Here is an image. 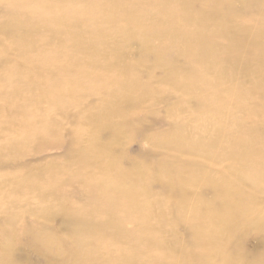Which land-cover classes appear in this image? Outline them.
<instances>
[{
    "label": "rangeland",
    "instance_id": "1",
    "mask_svg": "<svg viewBox=\"0 0 264 264\" xmlns=\"http://www.w3.org/2000/svg\"><path fill=\"white\" fill-rule=\"evenodd\" d=\"M137 1L0 0V145H11L17 139L18 149L22 150L19 157L8 151L0 159V259L5 264L9 261L8 251L14 252L11 264H124L122 259L134 252L132 264H169L174 256L171 252L172 257H166L164 262L156 258L178 247L182 251L199 252L201 247L191 242L203 239L206 231L202 226L199 231L189 226L185 220L188 209L177 227L168 221L160 222V217H173V213L164 210L176 199H170L169 186L173 184L174 192H179L181 175L192 171L193 165L198 174L201 167L218 175L227 162L192 155L187 143L172 145L170 141L178 138L177 125L181 122L184 130L196 137L203 134V129L196 125L207 122L204 129L208 135L213 130L221 135L211 148L217 154L224 144L231 153L242 142L264 137V81L259 80L260 69L264 67L256 63L264 61V46L250 32L264 15V0L241 11L236 6L229 8L225 0L222 3L219 0H140L132 10L131 3ZM153 1L161 5L173 2L170 6L186 18L201 12L207 26L188 20L179 24L180 20L176 19L177 37L182 44L173 33H166L158 42L153 36L154 30L164 28L162 14L157 13V19L143 15ZM179 2H185V6ZM225 13H229L228 19ZM245 23L251 24L243 27ZM210 25L214 28L210 29ZM214 35L219 41L215 43L222 49L215 46L210 49L209 39ZM206 36L210 58L201 61L195 39ZM180 51H188L189 57L182 60L179 68H171L166 60ZM200 77L206 81L204 86L214 92L225 87L237 90V94L228 93V100L238 101L239 110L228 111L225 107L209 120L199 116V110L206 106L200 100L190 99L186 87L193 81L199 87ZM41 79L48 83H42ZM132 79L137 86L130 87ZM40 88L44 90L42 94ZM35 99L39 103L33 105ZM103 106L113 107L115 112L105 122L97 123V112ZM246 107L250 112L243 111ZM48 113L57 130L53 135L31 139L17 132L21 124L30 126L32 131L41 129L38 119ZM120 127L124 137L117 138L113 130ZM134 131L137 134L131 139ZM95 132V145L90 146ZM112 142L117 143L115 150L102 157L98 147ZM256 142L253 140L251 145L254 152L259 145ZM256 154L258 162L264 165L262 148ZM170 163H174V171L170 170ZM243 163H236V168ZM252 163L257 164L256 157ZM133 165L138 169L135 178L129 179L124 173ZM245 165L249 166L247 162ZM18 174L35 177L37 182L53 181L63 191L61 196L71 203L116 207L110 209L113 216L76 236L64 218L39 216L43 207L57 208L49 197L38 199L36 190L28 191L25 185L9 188L16 184ZM107 177L115 180L118 187L126 188L127 192L118 189L110 194L125 202L132 215L130 200L159 203L158 207L142 209L145 219L139 220L140 225L154 228V236L172 244V248L155 245L148 248V234L145 240L139 238L135 246L134 241L127 239V232L115 230L113 213L125 214L117 207L116 199L111 201L101 194L105 190L88 192L94 180L106 181ZM188 192L202 193L207 199L214 197L204 184L192 186ZM214 194L215 198L219 197L216 189ZM240 207H245L243 201ZM93 213L104 216L99 207ZM25 227H30L32 233H25ZM41 231H50L53 237L64 241L73 240L80 244L82 251H89L75 257L64 250L60 253L59 249L55 254L53 250L42 252L31 244L32 238L42 240ZM239 240V246L250 259H261L264 230L251 226ZM53 248L56 249L55 244ZM142 250L145 251L140 254ZM81 255L85 257L84 263L80 262Z\"/></svg>",
    "mask_w": 264,
    "mask_h": 264
},
{
    "label": "bare ground",
    "instance_id": "2",
    "mask_svg": "<svg viewBox=\"0 0 264 264\" xmlns=\"http://www.w3.org/2000/svg\"><path fill=\"white\" fill-rule=\"evenodd\" d=\"M139 1L140 0L135 3H131L132 10L133 6H135ZM225 1L229 8L232 9L236 6L237 9L241 11L244 8H251L254 5H257L261 0ZM219 2L222 3L223 0H219ZM179 3L180 5L185 6V2ZM170 4H173V2L169 1L164 5H161L159 2L153 1L152 4L145 8L143 12V15L146 17L152 16L156 17L157 19V13H160L164 18V28L161 31L154 30L153 37L156 39V41L160 42V40L166 33H173V36L175 37L179 35V26L175 25L176 19L180 20L179 24L188 20L190 23L198 21L199 25L202 23L204 26H207L205 17L200 14L201 12L196 13L198 15H188L186 18L184 14L178 13L177 9L174 6L171 7ZM224 16L227 19L230 17L229 13H225ZM259 21L260 22H257L255 27H252L250 29V32L258 36L257 42L262 43L261 47H263L264 15ZM247 24L251 23H245L243 27ZM211 27L214 28V26L210 25V29ZM222 29L223 28L221 24L220 37H222ZM224 34L226 35L225 31ZM201 38L202 37H200L199 40L195 39V42L197 46L200 47L199 57L202 61L203 59L207 60V58L210 57L208 53L209 48H207L209 46L208 37L206 36L204 39ZM178 39L182 44V40L180 38ZM216 39L217 38L215 35L209 39L210 49L213 46H215L217 49H222L219 44L215 43L219 42ZM187 53L189 52L180 51L172 56V58H168V60H166V63L169 64L171 68H179L182 65V60H186L189 57ZM256 59L259 58L256 57ZM43 60L48 59L47 57H43ZM256 63L262 64L264 67V61H256ZM260 70H262V72L259 73V80L262 83L264 81V68H261ZM251 78L259 83L258 79L253 75ZM40 81L44 84L48 83V81L45 79H41ZM193 83L194 81L188 84L186 89H189V93L191 94L190 99L193 98L197 99V101L200 100V103L204 102V105L206 107L204 109H200L198 112L199 116L203 117L204 120H209L213 114L220 112L225 107L228 111L239 110L238 101L232 99L228 100V93L237 94V90L234 91L229 87H225L216 88L217 92H214V90H212L208 86H204L206 81L201 77L199 87L197 82H195L194 84ZM227 83L229 84L230 81H228ZM129 85L130 87L137 86V84L134 82V79L130 81ZM125 86L129 87L128 85ZM234 87L238 88L236 84H234ZM43 92L44 90L40 88L39 93L42 94ZM38 103V99H35L33 101V105ZM243 111L248 113L250 112V108L246 107L245 109H243ZM114 112L115 110L113 107L105 108V106H103L97 112L96 122H105ZM251 113H253V109H251ZM50 116L51 113H48V115H45L42 119H38V122L41 123V129L34 128V130L32 131L30 126H24L21 124L17 128V132L21 131L20 135H22L23 138L29 137L31 139H40L41 135L44 134L53 135L57 130L56 127H54L53 120ZM108 122L122 123L120 120H110ZM207 125V122L206 124L202 123L196 125L197 128L203 129V134L200 136L192 137L184 130V125L179 122L177 128L179 127L180 130L179 133L176 134L178 138H175L173 142L170 141V143L174 146L187 143L190 146V153H192V155H194L193 153H196L206 158L210 157V159H212L211 161L213 162L224 160L225 162H227L226 168L224 170L222 169L220 173L217 172L219 173L218 175L212 172L208 173L201 167H199L201 174H198L196 172L195 165H193L195 168L192 171L183 172L180 177L181 186L178 189V194L174 192L173 184H170L169 186V191L171 192L169 193L170 199L175 197V201H171V203L164 208V210L169 211V213H173V217H160V222L162 224L168 221V223L172 227H177L180 225V221L184 219L185 210L188 209V215H186L185 220H187L189 226H192L198 231L201 230L202 226V229L206 231L204 234L205 237L203 239L193 240L191 242V244H194L195 247L200 246L201 250L199 252H193L190 250L182 251L179 247L176 249H169L167 253H161L160 257L156 258V260L164 262L166 257H172V255L169 254V252H171L174 254V258L172 257V261L169 264H264V254L259 261L253 260L248 257L245 249H242L239 246V237L241 235H244L249 227L252 226L256 229L258 228L264 230V165H261L258 162L259 158L258 154H256L260 148H262V150L264 151V137L257 136L252 138L251 141L242 142L240 147L243 145L244 147H238L231 153L228 152L227 146L226 144H224L222 145V147H219V152L217 154L215 151H212L211 148L215 145L214 143L221 139L220 132H214L213 130V134L208 135L207 129H204L205 127H207ZM121 128L122 127L113 130L117 138L124 134ZM136 134L137 131H134L132 137L130 138H134ZM122 137H124V135ZM161 138H164V136H162ZM96 139L97 132L92 135L90 146L95 145ZM253 140L255 142L256 140L259 142L256 152H254L253 148L251 147ZM18 143L19 141L15 139L13 140L11 145H0V159L1 155L8 151H12L17 157H19L22 153V150L20 148L18 149ZM116 146L117 143L112 142L99 146L98 151L100 152L101 156L104 157L105 155H108L109 153L114 151ZM182 148L183 147H180V149ZM255 157L257 164L252 163L253 161H255ZM238 162H244L240 166V168H236V163ZM245 162H247L249 166L245 165ZM170 167V170L174 171V163H170ZM137 169L138 167L136 165H133L131 167V170L127 169L124 174L129 179H133L135 178V172L137 171ZM171 173L172 172H170V174ZM140 175L143 174L140 173ZM22 176V174H18L15 178L16 184L9 188H19L20 185H25L28 191L35 192L36 190L37 197H39L38 199H46L47 197H49L53 204H57V208L54 210L50 207H43L38 213L39 216H42L45 219H50L53 216V219L58 217L64 218L66 221H68V223L71 224L72 230L74 234H76V236L83 233L88 228L95 227V225H97L98 223L100 224V222L104 221L106 218L113 216L112 213H110V209L116 207L106 208L103 206H98L104 212V216L103 214H99L97 216L93 212H95L98 207L92 206L89 203H71L69 199L63 198L61 196V192L63 191L61 189H58L56 187V183H53V181L46 179L45 182H37L35 180V177L23 176V178ZM144 176L146 177V179H148L147 174H144ZM109 180L112 179L107 177L106 181L104 178H98L94 180L91 184H89L88 192L94 193L97 190H105L106 193L101 194H105L111 201L116 199L115 195L113 197L110 194L112 191L120 189L124 192H127L126 188L118 187L115 180L107 183V181ZM197 184H204L206 188L211 189L214 196L213 199H207L205 196H202V193L198 194L197 192H193L194 194H190L188 192L190 191V188L192 186L195 187ZM245 184H247V186ZM165 185H167V183H165ZM215 189L217 194L219 195L218 198H215ZM232 192L234 194H231ZM242 201L245 204L244 208L247 209L240 207V203ZM116 202L119 210H123L125 212V214H117L116 212L113 213L115 216L113 225L116 231H118L119 233L121 231L127 232L129 234L127 236V239L134 241L135 246L139 238L140 240H145L148 234V248H153L154 245L164 249L173 247L172 244L168 242L166 243V241L162 238H159L158 240L154 236V228L148 227L147 229L144 224L140 225V221H143L145 219V216H143L141 212L142 209L145 206H148V209H150L153 205L158 207L159 203H157L156 200L148 204L145 201L135 202L134 199L130 200L129 205L134 211L133 215L125 202H119L117 199ZM162 211L163 210H161V212ZM249 216L251 217L247 218ZM135 219H137V221ZM211 227L213 228L211 229ZM23 231L28 234L32 233V229L30 227L23 228ZM238 231H240V233L237 235ZM41 234L43 236L42 240H39V238L34 240L32 238L31 244L34 247L36 246V248L42 252H50V250H53L55 254L59 249L60 253H62L64 250L67 255L71 254L72 257H75L77 256L76 254H85L87 251H89H82L78 246L80 244L76 243L73 240L64 241L60 239V237H53L50 231H41ZM223 239L224 242L222 244ZM227 242L229 243L227 244ZM53 244L56 245V249L53 248ZM3 250H5L4 247ZM143 251L145 250L140 251V254L144 253ZM177 252H179L180 254L179 257H176L178 255ZM6 253L9 259L8 264H11L14 252L8 251ZM135 254L136 252L131 253V255L126 259L121 258L123 263L132 264L131 260L134 259ZM81 256L82 258L80 262L84 263L85 257L83 255ZM111 259L113 260V257H111ZM0 264L5 263L0 259Z\"/></svg>",
    "mask_w": 264,
    "mask_h": 264
}]
</instances>
